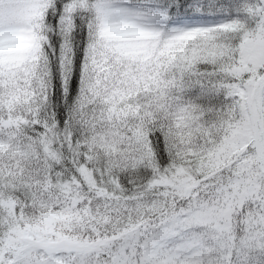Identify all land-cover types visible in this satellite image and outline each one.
<instances>
[{"label":"snow or ice","instance_id":"1","mask_svg":"<svg viewBox=\"0 0 264 264\" xmlns=\"http://www.w3.org/2000/svg\"><path fill=\"white\" fill-rule=\"evenodd\" d=\"M0 264H264V0H0Z\"/></svg>","mask_w":264,"mask_h":264}]
</instances>
